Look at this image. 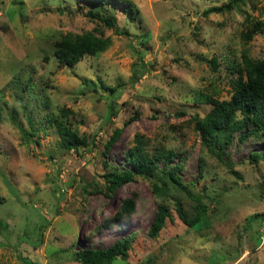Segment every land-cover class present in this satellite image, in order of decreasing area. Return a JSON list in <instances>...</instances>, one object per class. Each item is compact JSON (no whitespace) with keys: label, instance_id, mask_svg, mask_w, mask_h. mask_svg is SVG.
<instances>
[{"label":"rangeland","instance_id":"obj_1","mask_svg":"<svg viewBox=\"0 0 264 264\" xmlns=\"http://www.w3.org/2000/svg\"><path fill=\"white\" fill-rule=\"evenodd\" d=\"M130 1L133 18L121 4L112 10L127 32L116 35L85 16L81 0H0V264H74L73 250L102 248L128 233L127 258L108 264H264V134L239 141L232 131L218 159L193 128L210 107L194 96L228 99L241 53L264 56V29L245 36L251 22L264 21V0L206 15L226 0ZM63 33L107 44L61 65L52 43ZM24 114L35 131L28 138ZM53 114L80 137L75 151L61 146ZM136 138L147 158L170 151L168 164H177L176 176L196 197L170 189V215L153 238L148 179L136 177L110 196L101 176L131 170L126 151ZM250 152L262 158L251 163ZM125 198L130 212L120 209ZM174 200L187 220L198 200L205 215L186 225Z\"/></svg>","mask_w":264,"mask_h":264},{"label":"trees","instance_id":"obj_2","mask_svg":"<svg viewBox=\"0 0 264 264\" xmlns=\"http://www.w3.org/2000/svg\"><path fill=\"white\" fill-rule=\"evenodd\" d=\"M81 1L87 7L84 14L89 19L100 21L104 27L112 29L116 35H127L125 29L118 28L112 10L118 4H121L122 10L127 12L130 18H133L135 9L130 0ZM241 1L226 0L223 4L206 8L203 14L228 11ZM250 28V32L245 35L246 38L251 37L254 32H261L264 29V21L255 20L251 22ZM106 44V39L102 36L89 33H63L53 41L52 55L59 64L70 66L76 63L83 55H92L103 50ZM231 71L233 72V77L229 82L231 91L228 99L218 100L203 93H197L194 96V102L206 103L210 107L201 117L193 118V128L198 134L202 146L210 154L216 155L218 159H220L222 154L221 145L229 141V135L232 131L238 130L237 139L239 141L249 135L264 134V56L262 58H254L242 52L240 64L234 66ZM114 89L115 86L110 88L111 91ZM24 117L28 131H23L22 133L24 137L28 138L33 136L35 131L32 129L29 115L24 114ZM51 119L61 146L67 151H75L81 145V139L70 126L69 121H62L58 114H53ZM133 119L134 116L128 117L121 127L116 128L110 141L112 142L120 133L122 127ZM135 141L136 144L126 151L131 170L104 171L101 174L105 183L103 187L104 191L111 196L121 185L134 180L136 177L148 179V187L154 199L155 207L146 234L148 237L153 238L163 227L164 219L170 215L166 205L170 189H180L189 198L196 197L187 191L186 186L176 176L175 169L177 164H168L167 161L172 156L170 151L164 152V154L156 153L152 158H147L141 150L140 138H136ZM161 156L164 157V162L160 168H157L156 162ZM260 158L262 156L258 152H250L247 155V159L251 163ZM1 200L0 196V202ZM173 207L177 218L186 225L196 223L205 215V206L199 200L194 207L195 214L190 220L186 219L178 200L173 201ZM120 209L122 212H130L133 209L132 199L125 198L121 200ZM260 215L263 216L264 214L261 213ZM1 225L2 221L0 219V229ZM132 239V233H128L123 237L116 238L109 245L102 248L86 247L73 250L74 264H108L115 257L124 260L127 258ZM40 243L41 241L39 240V242L36 241L31 244L37 246ZM23 261L27 260L23 259Z\"/></svg>","mask_w":264,"mask_h":264}]
</instances>
